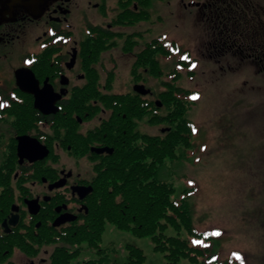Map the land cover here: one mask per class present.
Returning a JSON list of instances; mask_svg holds the SVG:
<instances>
[{
	"label": "flooded vegetation",
	"instance_id": "1",
	"mask_svg": "<svg viewBox=\"0 0 264 264\" xmlns=\"http://www.w3.org/2000/svg\"><path fill=\"white\" fill-rule=\"evenodd\" d=\"M255 1L0 0V264L92 261L84 257V249H78L74 231L91 212L97 179L113 165L116 149L131 145L132 135L152 136L143 128L145 117L128 118L121 107H108L93 97L118 95L126 65L130 80L121 95H134L142 109L160 117V94L149 85L158 81L153 44L158 42L164 49L166 42L174 41L163 34L149 38L153 26L146 27L144 21L152 20L153 9L176 18L177 28L190 37L191 24L211 28L208 47L215 49L220 29H233V4L243 5L261 20L264 13ZM235 43L228 50L236 53L241 48ZM235 55L264 65V58L250 53ZM23 71L35 77L36 91L48 88L60 98L54 105L57 112L46 114L35 108L36 93L20 83ZM143 85L149 94L135 91ZM32 108L38 118L34 122ZM150 121V129L161 127L160 122ZM159 132L167 133L161 128ZM20 143L31 147L37 143L47 148L49 156L21 157ZM261 179L264 182V175ZM59 183L62 186L55 188ZM80 187L93 191L81 198ZM240 260L239 264L246 261Z\"/></svg>",
	"mask_w": 264,
	"mask_h": 264
},
{
	"label": "rangeland",
	"instance_id": "2",
	"mask_svg": "<svg viewBox=\"0 0 264 264\" xmlns=\"http://www.w3.org/2000/svg\"><path fill=\"white\" fill-rule=\"evenodd\" d=\"M254 4L264 13V0H256ZM152 13V20L144 21L146 27L153 26L149 38L163 34L171 42L176 41L182 48L189 49L196 59L192 67L182 69L180 53L170 57L159 56L165 75L178 68L181 76L174 81L176 85L198 92L194 96L198 98L191 99L194 105L188 113V118L197 126L192 137L193 147L184 158L167 160L159 173L162 181L175 185V198H179L183 191H190L194 227L199 232L213 235L214 239H193L185 231L181 237L190 239L194 247L208 250L206 256L199 258L201 264H239L241 258H245L247 264H262L264 74L258 64L242 61L233 54H222L220 44L215 49L208 47V32L212 29L205 30L200 22L197 26L191 24L195 34L190 33L193 36L190 37L185 30L177 28L176 18L170 19L155 9ZM122 68L124 71L116 90L118 95L127 92L126 84L130 80L126 65ZM191 70L195 73L193 76L189 75ZM157 79L149 85L159 94L165 90L163 82L168 77L162 81ZM163 107H160V115L164 114L161 112ZM148 122L149 118H146L143 128H148L152 136H163L160 128L162 131L170 129L162 124L160 128L150 129ZM141 132L146 134L147 131L142 129ZM176 234L174 229L167 233L169 236ZM128 244L143 249L146 264H167L163 254L154 252L150 238L137 239L113 225L107 226L102 249L109 250L113 258L123 262L128 256ZM80 249L85 250V258L94 260L97 257L95 251L85 244ZM182 264L192 263L185 260Z\"/></svg>",
	"mask_w": 264,
	"mask_h": 264
},
{
	"label": "trees",
	"instance_id": "3",
	"mask_svg": "<svg viewBox=\"0 0 264 264\" xmlns=\"http://www.w3.org/2000/svg\"><path fill=\"white\" fill-rule=\"evenodd\" d=\"M151 2L152 0L150 4ZM230 12L233 29H220L222 36L219 41L224 45L220 42L217 44L222 46L221 53L234 56L238 53L243 57L250 53L254 58H264V15L260 16L261 20L257 16L252 17L249 10L240 4H233ZM232 42H236L235 45L241 50L236 53L229 51L228 45ZM175 46L166 42V48L162 49L158 47V42L153 44L156 55L154 74L161 81L166 77H174L173 81L163 82L165 90L159 94L164 105L161 112L164 114H159L158 119L148 113L146 107L142 109L134 95L93 97L108 107H121L119 111L128 118H151V123L158 121L170 129L157 138L140 133L132 135L131 145L128 148L118 147L113 156V165L101 172L95 185L97 189L90 207L91 212L86 216V222L74 231L78 249L85 244L97 255L88 264H146L147 257L143 249L134 244L126 246L128 256L123 262L113 258L109 250L102 249L108 225H113L119 231L129 232L137 239L150 238L154 243V252L163 254L167 264H182L185 260L192 264H201L199 258L206 256L208 250L194 247L190 239L181 237L184 231L193 239H214L213 235L199 232L194 227L190 191H183L179 198H175V185L160 179L159 172L167 160H178L189 154L193 147L192 137L197 130L195 123L188 118V113L194 105L191 99L198 92L176 85L174 81L180 78L181 71L177 68L165 75L159 60V56L169 57L178 52L182 55L180 67H192L196 59L192 57L191 51ZM259 67L260 72L264 73V65ZM194 74L193 70L189 71L190 76ZM33 112L34 122L38 118L35 111ZM170 229H174L177 234L167 235Z\"/></svg>",
	"mask_w": 264,
	"mask_h": 264
},
{
	"label": "water",
	"instance_id": "4",
	"mask_svg": "<svg viewBox=\"0 0 264 264\" xmlns=\"http://www.w3.org/2000/svg\"><path fill=\"white\" fill-rule=\"evenodd\" d=\"M23 72L25 75H24V78H22V77L19 78L21 80L20 83H23V85L25 84L24 86H22L23 88L24 87L29 88L28 91L31 92V90H32V92L34 91L33 92L34 94L36 93L35 94V96H36L35 97V99H36L35 108L37 110H40L42 113H46V114H51V113L57 112L56 110H54V105L56 104V102L60 98L58 96H56L54 93H52V91L48 88L44 89L42 92L36 91L35 89H37V84L36 85L34 84L35 83V80H34L35 77L33 76V74L29 71H23ZM135 91L141 95H147L150 93V91L147 90L144 85L143 86H136ZM48 96H49V98L47 99ZM158 105H159V107H163L161 102H159ZM24 144L20 143L21 147H20L19 155L21 157L27 156V157H32L33 159L38 157L35 160H37V159L42 160V159H45V157L49 156V151L47 150V148L41 149L39 147H42V146H39V144H37V143H34L35 146H33V147H31V145H33V144H31V145H26V144L24 145ZM36 145H38V146H36ZM33 152H35L36 155L31 156V153H33ZM101 152H103V151L101 150L99 153H101ZM108 152H110V151L108 150ZM111 154H112V151H111ZM60 186H62L61 183L57 184L54 187L58 188ZM92 191H93V188L87 189V188L80 187V189H78V192H79L81 198L86 197L87 195L92 193Z\"/></svg>",
	"mask_w": 264,
	"mask_h": 264
},
{
	"label": "snow or ice",
	"instance_id": "5",
	"mask_svg": "<svg viewBox=\"0 0 264 264\" xmlns=\"http://www.w3.org/2000/svg\"><path fill=\"white\" fill-rule=\"evenodd\" d=\"M185 59H188V57H185ZM198 97H193V99H197ZM216 235H219L220 233H215ZM238 259H240V257H237Z\"/></svg>",
	"mask_w": 264,
	"mask_h": 264
}]
</instances>
